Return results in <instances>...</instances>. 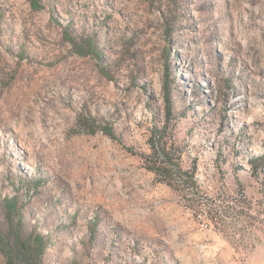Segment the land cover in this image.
<instances>
[{
	"label": "rangeland",
	"instance_id": "obj_1",
	"mask_svg": "<svg viewBox=\"0 0 264 264\" xmlns=\"http://www.w3.org/2000/svg\"><path fill=\"white\" fill-rule=\"evenodd\" d=\"M166 80L194 192L145 164ZM258 156L264 0H0V233L17 197L44 264L264 263Z\"/></svg>",
	"mask_w": 264,
	"mask_h": 264
},
{
	"label": "trees",
	"instance_id": "obj_2",
	"mask_svg": "<svg viewBox=\"0 0 264 264\" xmlns=\"http://www.w3.org/2000/svg\"><path fill=\"white\" fill-rule=\"evenodd\" d=\"M34 7L36 9L40 8L37 3H35ZM67 41L73 46H77L74 39L69 36ZM85 48L86 51L79 52L80 55L88 56L89 54H92L95 56L97 54L95 53L97 48L94 41H89L88 44L85 45ZM168 60L169 58H167V61ZM167 69L169 70V64ZM168 73H170V71H168ZM168 78H170V75H167V79ZM170 88L171 83L166 80L164 92L167 102V115L165 117L164 125H162L161 128L157 127V125L153 128L149 141L152 153L145 156L144 160L148 171L153 173L160 183H164L170 187H172L173 184H178L184 191L192 190L194 192L199 188L198 180L196 178L197 164L194 163L192 167L185 169L181 154H176L174 145H169L166 136L170 130V118L172 117ZM91 121L93 122V120ZM101 130L107 136L115 138L112 128L107 125ZM249 161L253 166L252 175L256 177L258 175L259 163L264 161V157H251ZM4 202L7 211L6 218L9 223L12 224L15 219L18 220L16 226L12 225L9 233L6 235L0 233V251L6 258V264H44L43 257L48 245L51 243L49 237L37 232L26 235L23 230L18 198H7Z\"/></svg>",
	"mask_w": 264,
	"mask_h": 264
},
{
	"label": "crops",
	"instance_id": "obj_3",
	"mask_svg": "<svg viewBox=\"0 0 264 264\" xmlns=\"http://www.w3.org/2000/svg\"><path fill=\"white\" fill-rule=\"evenodd\" d=\"M251 264H255V263H251ZM256 264H264V263H256Z\"/></svg>",
	"mask_w": 264,
	"mask_h": 264
}]
</instances>
